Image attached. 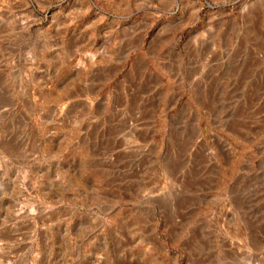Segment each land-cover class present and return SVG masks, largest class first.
<instances>
[{
  "label": "rangeland",
  "instance_id": "rangeland-1",
  "mask_svg": "<svg viewBox=\"0 0 264 264\" xmlns=\"http://www.w3.org/2000/svg\"><path fill=\"white\" fill-rule=\"evenodd\" d=\"M0 264H264V0H0Z\"/></svg>",
  "mask_w": 264,
  "mask_h": 264
}]
</instances>
